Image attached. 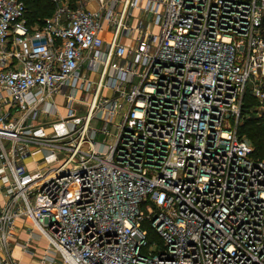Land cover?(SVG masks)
<instances>
[{"label": "built area", "instance_id": "obj_1", "mask_svg": "<svg viewBox=\"0 0 264 264\" xmlns=\"http://www.w3.org/2000/svg\"><path fill=\"white\" fill-rule=\"evenodd\" d=\"M51 2L0 0V264H264V0Z\"/></svg>", "mask_w": 264, "mask_h": 264}, {"label": "trees", "instance_id": "obj_2", "mask_svg": "<svg viewBox=\"0 0 264 264\" xmlns=\"http://www.w3.org/2000/svg\"><path fill=\"white\" fill-rule=\"evenodd\" d=\"M27 7L28 20L32 25H41L44 20L51 16L55 5L51 0H24ZM255 99L247 97L245 103L246 108L255 106ZM241 134L246 135L252 142L254 151L253 156L259 159H264V118L256 120L251 118L241 127ZM150 236L154 237L155 232L150 229Z\"/></svg>", "mask_w": 264, "mask_h": 264}, {"label": "crops", "instance_id": "obj_3", "mask_svg": "<svg viewBox=\"0 0 264 264\" xmlns=\"http://www.w3.org/2000/svg\"><path fill=\"white\" fill-rule=\"evenodd\" d=\"M38 121L46 122L47 119L45 116L39 115ZM0 198H2L1 195ZM41 240L42 238L39 237L37 232L32 230V223L29 220H17L10 237V248L14 262L17 264H48L43 263L41 261L42 258L39 256L42 248ZM27 242H29V249L24 248ZM48 257L51 258L53 256Z\"/></svg>", "mask_w": 264, "mask_h": 264}, {"label": "rangeland", "instance_id": "obj_4", "mask_svg": "<svg viewBox=\"0 0 264 264\" xmlns=\"http://www.w3.org/2000/svg\"><path fill=\"white\" fill-rule=\"evenodd\" d=\"M133 41V40H132ZM245 112L246 113H251V109L249 108L248 110H245ZM98 125H100V123L98 122L97 123ZM98 138L99 139H101L102 138V135L101 134H99L98 135ZM35 159V160H37V159H40V158H42V152H39L38 154H36L34 157L32 156V159ZM42 243H41V245H42V248H41V252H39L40 254H39V256L41 257V258H43V255L45 254V250H47L46 248H47V243H46V240L44 239V238H42Z\"/></svg>", "mask_w": 264, "mask_h": 264}]
</instances>
